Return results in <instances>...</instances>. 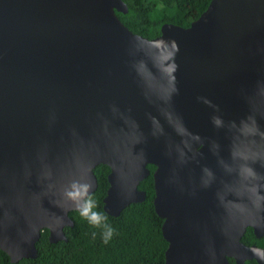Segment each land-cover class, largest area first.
<instances>
[{
	"label": "water",
	"instance_id": "obj_1",
	"mask_svg": "<svg viewBox=\"0 0 264 264\" xmlns=\"http://www.w3.org/2000/svg\"><path fill=\"white\" fill-rule=\"evenodd\" d=\"M171 1V0H167ZM122 0H0V252L66 241L97 188L116 217L151 173L163 264L263 263L264 0H210L146 39Z\"/></svg>",
	"mask_w": 264,
	"mask_h": 264
},
{
	"label": "trees",
	"instance_id": "obj_2",
	"mask_svg": "<svg viewBox=\"0 0 264 264\" xmlns=\"http://www.w3.org/2000/svg\"><path fill=\"white\" fill-rule=\"evenodd\" d=\"M209 1L122 0L127 12L116 13V16L129 31L150 40L159 35L164 23L186 28L205 10ZM147 169L151 173L154 168L148 165ZM93 173L97 188L84 200L82 210L69 212L73 226L63 229L66 241L49 243L44 230L35 244L36 258L21 259L13 264H163L167 244L161 236L162 220L152 208L151 174L137 187L145 193L144 201L130 204L118 216L111 217L102 210L108 169L98 165ZM246 232L247 238L245 234L242 238L245 242L251 235L250 230ZM0 264H11L2 252Z\"/></svg>",
	"mask_w": 264,
	"mask_h": 264
},
{
	"label": "flooded vegetation",
	"instance_id": "obj_3",
	"mask_svg": "<svg viewBox=\"0 0 264 264\" xmlns=\"http://www.w3.org/2000/svg\"><path fill=\"white\" fill-rule=\"evenodd\" d=\"M153 171V170H152ZM152 171H151V173H152ZM150 172H149V174H151ZM247 230H250V229H247ZM250 234H251V230H250V232H249ZM247 232H245V239L247 238ZM244 236V235H243ZM243 238V237H242ZM252 238H254L256 241H261V244L259 245V244H257L255 241H253V239ZM242 243L243 244H245V245H247V246H255V247H258V248H260L261 249V251H262V254H263V263L262 264H264V236L263 237H260V238H255L252 234L251 235H249V238H248V240H247V242H245V241H242ZM227 261H228V263L229 264H234V261L231 259V258H227ZM243 264H258L257 263V261H255V260H253V259H250V260H245V261H243Z\"/></svg>",
	"mask_w": 264,
	"mask_h": 264
},
{
	"label": "rangeland",
	"instance_id": "obj_4",
	"mask_svg": "<svg viewBox=\"0 0 264 264\" xmlns=\"http://www.w3.org/2000/svg\"><path fill=\"white\" fill-rule=\"evenodd\" d=\"M158 8H159V6H158ZM155 12V14H156V11H154Z\"/></svg>",
	"mask_w": 264,
	"mask_h": 264
},
{
	"label": "clouds",
	"instance_id": "obj_5",
	"mask_svg": "<svg viewBox=\"0 0 264 264\" xmlns=\"http://www.w3.org/2000/svg\"><path fill=\"white\" fill-rule=\"evenodd\" d=\"M138 187V186H137ZM142 191V190H141Z\"/></svg>",
	"mask_w": 264,
	"mask_h": 264
}]
</instances>
